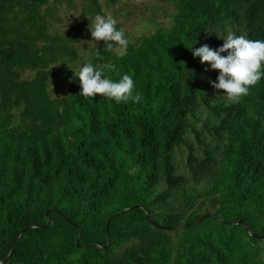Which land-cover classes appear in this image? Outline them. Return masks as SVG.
Returning <instances> with one entry per match:
<instances>
[{"label":"trees","instance_id":"16d2710c","mask_svg":"<svg viewBox=\"0 0 264 264\" xmlns=\"http://www.w3.org/2000/svg\"><path fill=\"white\" fill-rule=\"evenodd\" d=\"M50 1L0 0V262L15 242L5 264H264V79L230 103L189 50L225 24L264 41V0H174L123 57L99 41L89 62L139 103L49 66L73 53Z\"/></svg>","mask_w":264,"mask_h":264},{"label":"clouds","instance_id":"9594fccd","mask_svg":"<svg viewBox=\"0 0 264 264\" xmlns=\"http://www.w3.org/2000/svg\"><path fill=\"white\" fill-rule=\"evenodd\" d=\"M88 27L93 41H103L109 50H113L115 45L118 56L126 55L129 41L124 30L117 28V20L111 14H97L94 22ZM222 40L223 45L216 49L203 44L199 48L192 50L191 47L189 50L194 57L200 58L202 64L207 62L212 70H218L216 82L210 81L212 87L223 90L230 103H239L242 97L249 94L251 87L264 79V41L251 40L231 30ZM105 69L113 70L114 65L106 64L96 68L89 62L79 68L75 76L80 82V95L85 97L101 95L114 99L117 103L129 100L133 103L140 102L141 94L138 92L134 94L132 75L124 74L115 82L105 77Z\"/></svg>","mask_w":264,"mask_h":264},{"label":"rangeland","instance_id":"374dc122","mask_svg":"<svg viewBox=\"0 0 264 264\" xmlns=\"http://www.w3.org/2000/svg\"><path fill=\"white\" fill-rule=\"evenodd\" d=\"M96 1L100 12L94 14L88 11L89 5H91L90 0H57L55 3L53 1L48 3L49 6L55 7V10L46 17L51 23L49 31L62 35L68 41L73 52L71 60L59 59L49 66L55 69L63 68L76 74L80 67L90 61L92 47L99 41H93L88 26H91L97 14H111L117 20V28H122L128 41L136 44L141 40L143 34L156 27L170 25L176 12L174 0H116L112 3L109 0ZM229 30L235 33L236 31L241 32L240 26L225 24L222 30H216L213 37L204 41V44L213 49L219 48L222 39ZM209 67L207 62L203 63L201 75L208 79L207 82L212 90L210 93H212L218 89H214L210 83V81L213 82V78ZM214 71L218 76V70ZM32 75L33 71L29 69L22 72L23 77ZM66 82L67 80L62 77H50L48 88L51 96L63 95L66 92ZM177 166L183 171L180 158L177 159ZM183 174H185L184 171Z\"/></svg>","mask_w":264,"mask_h":264},{"label":"water","instance_id":"95a60500","mask_svg":"<svg viewBox=\"0 0 264 264\" xmlns=\"http://www.w3.org/2000/svg\"><path fill=\"white\" fill-rule=\"evenodd\" d=\"M147 217H149V216L147 215ZM107 244H108V238H107ZM14 245H15V242L13 244V247L11 248V250L9 251V253L7 254V256L5 257V259L2 262H0V264H5L7 262L8 258L11 256V254L13 252Z\"/></svg>","mask_w":264,"mask_h":264}]
</instances>
